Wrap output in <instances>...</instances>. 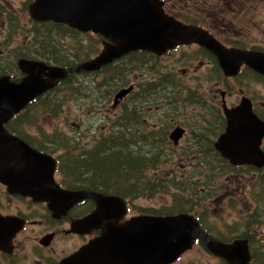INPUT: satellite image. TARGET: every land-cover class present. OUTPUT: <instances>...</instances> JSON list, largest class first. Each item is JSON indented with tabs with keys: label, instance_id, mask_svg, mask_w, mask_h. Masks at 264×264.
Returning <instances> with one entry per match:
<instances>
[{
	"label": "rangeland",
	"instance_id": "1",
	"mask_svg": "<svg viewBox=\"0 0 264 264\" xmlns=\"http://www.w3.org/2000/svg\"><path fill=\"white\" fill-rule=\"evenodd\" d=\"M32 1L0 0V12L4 11L6 13L4 16L8 20L6 23L0 18V50L4 51L3 55H0V75L8 73L7 69L12 71L17 66L14 62L15 59L9 58L7 50L21 52L23 48H27V51L38 52L37 56L40 59L44 57V60L52 62L61 60L69 63L84 57H94L100 52L103 47L100 35L79 33L64 25L55 26L51 29L52 34L50 35H43L47 32L45 24L33 23V19L29 15V4ZM204 1H197L198 7H202ZM242 2H246V0H236L237 4L234 8L238 10ZM206 3H213L215 9L218 5L217 0H208ZM251 3H264V0H251ZM222 6L228 7V1L222 0ZM198 7L194 4L191 6L192 10H200ZM8 9L11 12L6 11ZM258 12L257 19H264V7L260 8ZM231 16L234 24L229 23L226 30L222 31L227 32L231 36L230 40L235 42L239 41L242 35L236 34V36L234 31H241L246 35L250 28L248 26L249 19L241 16L239 11L236 14L229 13L228 17L231 18ZM210 20L207 19L208 22H212V18ZM260 29H252L248 40L242 36V43L247 45L256 42L260 37ZM36 36L53 41L55 45L38 48L34 45ZM173 53L177 54L175 58L165 55L159 59L151 55L149 63L152 67L148 70L143 62L148 59L149 54L144 53L143 55H134L139 60H134V65L130 60H126L108 68L105 72L91 73L86 78L88 86L82 88V85L79 84L81 90L77 93V97L75 95L72 97L74 94L72 83L67 89L57 93V98H60L59 107L54 106L52 109H46L44 106H40L34 110V104H32L31 110L27 112L25 122L18 128L24 130L23 134L28 136L34 146L43 148L45 151H53L55 155L61 157L60 160L63 162L62 154L65 150L52 142L51 137L62 136V141L73 145L77 137V132L74 129L81 125L86 131V136H84L86 142L91 137L98 138L100 130L103 131V135H108L111 130L110 121L97 119L95 108L105 105L104 109L108 110L113 101V94L120 84L127 83L126 86L134 84L136 92L130 95V99L125 100L128 105L131 100L141 101L142 106L156 103L153 110H148V108L142 110L147 112L146 115L151 114L148 116L153 115L158 116V119H166V129H168V118L174 119V121L183 120L189 132L186 139L184 138L182 146L178 148V152L171 157L173 158L172 164L168 160L167 147V151L161 154L163 161L148 172L152 179L155 174L163 177L154 179L158 183L162 180L160 184H164L166 190L153 191L149 196L141 195L132 199L130 201L132 213L137 214L141 211L164 213L199 204L197 214L211 232L228 238L238 237L242 232L248 230L250 225L252 226L250 222L247 227V214L251 210L257 211L264 204V168L258 171L235 170L228 162L223 161L217 151L213 150L212 140L214 135L221 130L219 128L215 133L213 132L218 123L222 121V114L215 101V93L217 86L222 90L227 87V84L229 88H233L236 84L237 89L242 86L241 88L249 92L259 102L264 99V78L255 79L254 77L253 79L250 74L244 71L238 81L236 79L226 81L223 73L219 70L218 63L204 49L179 48ZM93 54L95 55L92 56ZM201 62H203L202 66ZM128 63L132 65L130 72L123 69ZM171 69H174L172 73H168V70ZM141 83L144 84L141 85ZM147 86L152 87L148 93L151 100L149 102L143 101L141 95L137 93L140 89H143L142 92L148 90ZM92 89L94 90L92 91ZM217 94L221 109V96L219 93ZM235 99L236 95L234 94L227 96L228 102ZM123 103L124 101L121 102L122 110L125 106ZM107 105L109 107H106ZM112 110L110 108L108 114L110 118L114 119L119 113L120 107ZM220 127H223L222 122ZM94 130L95 133H93ZM196 134L202 136L199 152L197 151V140H194ZM82 146L76 151H81ZM60 176L62 177L61 172ZM168 177L171 178L169 184ZM64 184L67 188L69 187L66 176ZM191 193L193 196H190ZM209 202H211L210 207L207 205ZM16 209L14 202H10L6 207L8 211ZM262 213L264 214V211ZM253 228L259 230L256 231L257 235L264 236V223L254 224ZM179 264L223 263L222 260L207 253L203 247H195Z\"/></svg>",
	"mask_w": 264,
	"mask_h": 264
},
{
	"label": "water",
	"instance_id": "2",
	"mask_svg": "<svg viewBox=\"0 0 264 264\" xmlns=\"http://www.w3.org/2000/svg\"><path fill=\"white\" fill-rule=\"evenodd\" d=\"M29 14L36 21L62 22L81 31L101 34L110 41L94 58L75 67L52 66L22 58L18 65L25 77L14 81L8 75L0 76V181L11 193L47 202L54 215L66 213L77 202L92 199L96 204L94 210L73 221L72 227L107 230L67 262L81 259L84 264L103 260L126 264L125 258L131 254L140 264H168L199 238L227 264H249L252 255L248 239L237 238L230 243L214 239L188 213L141 215L118 223L127 212L124 198L95 190L63 189L54 177L56 160L9 132L6 124L70 73L99 70L134 51L160 55L178 45L196 43L218 58L226 75L237 74L243 64L264 75V52L228 48L203 28L165 14L158 0H34L29 5ZM133 87L121 89L115 95V103ZM223 110L227 126L215 143L216 149L234 165L264 167L261 149L264 121L254 113L250 100L243 97L232 108L224 104ZM183 132V128H176L171 138L177 143ZM10 222L0 216V243L14 235L15 228L10 229ZM18 225L16 228L21 223Z\"/></svg>",
	"mask_w": 264,
	"mask_h": 264
},
{
	"label": "flooded vegetation",
	"instance_id": "3",
	"mask_svg": "<svg viewBox=\"0 0 264 264\" xmlns=\"http://www.w3.org/2000/svg\"><path fill=\"white\" fill-rule=\"evenodd\" d=\"M161 3L162 10L170 17H173L174 19L181 21L185 24L192 25V26H198L203 28L205 31L210 33L212 36H214L220 43L225 45L228 48H238V49H245V50H255V51H261L264 52V19H257L259 16V9L264 7V3H251V0H246V2L240 3V8L237 10L235 9L236 0H227L228 1V7L222 6V0H217L218 5L217 8H214L213 3L207 4L206 2L208 0L204 1V4L202 7H198L197 1L200 0H158ZM194 4V6L198 7L200 10H192L191 6ZM228 9V10H226ZM8 12H11L10 9L6 10ZM240 12L241 16L248 17L249 23L248 26H250L248 33L245 35L244 32L241 31H234V34H239L245 37V39L248 40V37L252 34V29H260V37L259 39L252 43V44H243L242 43V36L240 37L239 41L232 42L230 39L231 36L227 34V32L222 31L226 30V27L229 25V23L234 24L232 16L231 18L228 17L229 13L236 14L237 12ZM6 13L4 11L0 12V18L4 20L6 23L8 22L7 18L4 16ZM212 18V22H208ZM211 21V20H210ZM214 21V22H213ZM46 21H34L33 23H42ZM49 22V21H48ZM55 24L64 25L67 28L72 29V31H77L79 33H85V34H95L101 36L102 44H105L106 42L110 43L109 39L102 36L101 34L93 33L91 31H80L78 29L69 27L68 25L61 23V22H53ZM215 23V24H214ZM211 24V27H210ZM237 30V29H236ZM225 38H224V37ZM237 36V35H236ZM232 42V43H229ZM249 43V42H248ZM34 45L38 48L44 47V39L37 37L34 40ZM43 45V46H42ZM179 48L184 49H204L206 52L208 51L205 47L200 46L196 43H191L188 45H180L177 46L175 49L170 50L162 55L153 54L154 57L162 59L161 57H164L165 55H169L172 58H175L177 54H174V50L176 51ZM40 51V50H38ZM9 55V58L15 59L14 62H16V67L14 69H7L6 75H11L12 79L14 81H20L23 77L26 76L24 72L19 68L18 61L22 58L29 59V60H41L40 57L37 56L39 54L38 52H30L27 51V48H23L21 52L18 51H6ZM4 51L0 50V55H3ZM100 53V52H99ZM98 53V54H99ZM126 56V55H124ZM122 56L119 59L113 60L111 63L102 66L99 70L90 71L91 73L94 72H105L108 68L115 66L114 64L122 60L124 58ZM214 56V55H213ZM215 61L218 63L219 70L223 73L224 79L228 81V79H236V81L239 80V77L244 73V71L247 72V74H250L251 77L254 79L258 78H264V75L256 72L251 67L246 66L245 64L241 65L239 71L235 75H226L223 71L222 67L220 66V63L218 61V58L216 56ZM92 58V57H90ZM46 62V61H45ZM48 65L52 66H58L55 64H52L51 62H46ZM8 65V62H7ZM110 65V66H109ZM112 65V66H111ZM200 65H203V62L200 63ZM69 68V67H68ZM189 69V68H187ZM174 69L168 70V73H172ZM14 73H17V75H14ZM79 74H82L79 73ZM134 85V84H133ZM129 86H120L117 88V90L113 94V104L112 108L113 111L116 107H118L121 103V101L124 99L121 98L115 103V95L123 88H127ZM236 84L233 88H229L228 84L226 88H218L216 87L217 91L215 93V101L217 102V107L222 114V121H220L215 127V133L217 130H220L218 133L214 135L213 139V150L217 151L219 154L220 152L216 149L215 143L217 139L220 137L222 133L226 130L227 126V119L224 114L223 105L226 104L227 107L232 108L240 104L243 97H246L250 100L252 104V110L254 113L258 115L259 118H261L264 121V99L257 102L253 96L249 94L245 89L241 88L240 86L238 89L236 88ZM135 88V85H134ZM132 92V90L130 91ZM130 92L128 94H130ZM220 94V103H221V109L219 105V99L218 94ZM127 94V95H128ZM236 95V99L232 100L230 102L227 101V96H233ZM126 95V97H127ZM140 107H138L139 109ZM142 110V109H139ZM141 117L139 119H136L134 122L138 124V128L136 129L138 132H141L143 130H146V134L151 131H154L158 127H162L159 122H157L158 116H148L146 114L140 115ZM223 124V127H220V124ZM11 128H10V127ZM12 126L16 127L17 123L8 122L7 127L8 129H12ZM176 128H183L184 132L182 137L178 140L176 143L172 138L171 134ZM13 130V129H12ZM168 155H175L176 152H178V148L182 146V143L184 141V138L186 139V136L188 134V127L185 125L183 120H175L171 118H168ZM201 136L196 134L195 137ZM21 138H24L23 136H20ZM25 139V138H24ZM28 143H30V140L25 139ZM32 143V141H31ZM30 143V144H31ZM34 146V144H31ZM36 147V146H34ZM37 148V147H36ZM261 149L264 151V138L262 140ZM49 153V152H47ZM221 155V154H220ZM56 157L57 162V169L60 167V158L57 155H54ZM222 156V155H221ZM183 159V157H181ZM226 159V158H225ZM228 163L235 169H249L251 167H255L258 169V167L251 165V164H243V165H232L229 160H227ZM170 164L173 163V158L170 159ZM55 177L59 183L64 184L62 177L60 176V171H56ZM67 188V186H65ZM10 202L16 203V210H6V207L10 204ZM219 202V201H218ZM199 205V204H198ZM197 206H190V207H184V208H178L176 210L167 211L164 213L159 212H145L141 211L137 214H133L132 210L130 208V203H128V210L124 217L118 221V223H125L127 220H129L132 217L141 216V215H153V216H171V215H178L182 213H188L189 215L193 216L199 226L206 230L214 239H217L219 241L230 243L234 239L241 238L246 239L243 237H235V238H228L224 236H220L217 234H214L209 230L208 227H206L203 222L200 220V216L197 214L198 209ZM208 207H210L211 202L207 204ZM96 207L95 202L92 199H86L80 202L75 203L70 209L66 211V213L61 215H54V212L49 208L48 203L45 201H40L34 199L32 196L29 195H23L21 193H11L7 187L0 182V216L7 218L8 220L12 221L11 227L14 229V235L11 238H7L6 242L0 243V264H84V261L81 259H73L71 261L67 262V259L78 253L84 246L88 245L93 240L100 239L101 236L107 231L103 227H92V228H85L80 229L76 227L77 229H74L72 227V223L75 220L81 219L88 214H90L94 208ZM19 221V222H18ZM18 223H21L20 227ZM202 248L206 249L207 253L212 254L215 258L222 260L223 264H227L226 260L223 259L221 256L215 255L209 248L207 247L206 243L202 241L199 238H196L194 242L192 243L191 247L181 253L177 259L171 263L168 264H179L189 253L193 248ZM121 254V253H120ZM123 255V254H121ZM132 258V259H129ZM127 260L126 264H140L141 261L136 257H131V254H129L126 258ZM89 261V260H88ZM93 261V260H92ZM91 261V262H92ZM129 261V262H128ZM104 262V263H101ZM113 261L109 260H103L100 262H94L97 264H109ZM89 264V263H85ZM114 264V263H111Z\"/></svg>",
	"mask_w": 264,
	"mask_h": 264
},
{
	"label": "trees",
	"instance_id": "4",
	"mask_svg": "<svg viewBox=\"0 0 264 264\" xmlns=\"http://www.w3.org/2000/svg\"><path fill=\"white\" fill-rule=\"evenodd\" d=\"M45 24L47 32L43 35L52 34L51 29H53L58 24L52 22H42ZM49 24V25H46ZM69 29V28H68ZM47 33V34H46ZM51 43L55 45L53 41H49L44 38V44ZM46 44L45 47H53L49 44ZM144 53H148V59L143 62L146 70L150 69L152 66L149 63L150 56H154L153 53L145 52V51H136L131 52L124 56L122 60L117 61L114 65L119 64L121 61L130 60L134 65V60H137L134 55H143ZM96 54V53H95ZM93 54L92 56H94ZM207 54L215 59L212 53L207 51ZM89 57H84L78 59L73 63L58 61L52 62L49 60H44L41 56V60L46 62H51L52 64L61 66V67H72L77 66L78 64L90 59ZM139 61V60H137ZM110 66V65H109ZM112 66V65H111ZM132 65L129 63L127 66H124V71L130 72L132 70ZM126 67V68H125ZM129 67V68H128ZM70 73L68 77L60 81V83L51 90H48L42 96H40L36 102L34 101V110L39 108L40 106H44L46 109L52 107H59L60 98H57V93H59L63 89H67L68 86L72 83V90L74 94L72 97H77V93L85 86H88L87 77L91 74V72L82 71ZM79 75V76H77ZM76 76V77H75ZM80 81H82L80 83ZM144 83H141V85ZM120 85V86H126ZM133 85V84H131ZM140 85V86H141ZM130 86V85H129ZM134 86V85H133ZM148 90L142 92L143 89L137 91L138 94L141 95L143 101H151L148 93L152 90V87L147 86ZM168 89V88H166ZM94 89H92L93 91ZM87 92V91H86ZM135 93V88L130 92V94L125 96L121 101L125 104L124 109H121V103L119 105L120 111L117 116L112 119L110 118L108 111L112 108L113 101L108 110L104 109L105 105L95 108L96 118L100 120L107 119L110 121L111 130L108 135H103V131H99V137L94 139L90 138L88 142L84 141V136H86V131L83 129V125L79 128H75L74 130L77 132V137L74 140V144H66V142L62 141L63 137L53 138L52 142H54L58 147L63 148L64 154L62 157L64 161L61 162L59 171L62 174V180L64 183L65 176L67 178L68 188L69 189H91L101 191L106 194H115L121 197L126 198L129 202L132 199L137 198L141 195H150L151 192H161V190H166V186L164 184H160L162 182L155 181L154 178L161 179L163 177L155 174L152 179L149 177L148 172L153 170L157 164H160L163 161L162 153L167 151L168 147V130L165 126L166 119L159 118L157 122L161 124L162 127H158L154 131L148 132L146 134V130L138 132L136 129L138 128V124L134 121L139 119L142 114H147L143 110L148 108V110H153V108L157 105L156 103H152L150 105L142 106L141 101L139 100H131L130 105L126 103V99H130V95ZM112 93V91H111ZM156 93V91H153ZM101 103H104L101 99H98ZM141 102V103H140ZM141 106V107H140ZM138 107H140L138 109ZM117 108V107H116ZM115 108V109H116ZM31 110V107L23 110V112L19 113L12 122H16L17 126H12L13 132L20 136H23L25 139H28V136L23 134L24 130L18 128L21 124L25 122V119L28 115V111ZM104 110H106L104 112ZM113 111V110H112ZM32 112V111H31ZM30 112V113H31ZM154 113V112H153ZM152 113V114H153ZM151 115V114H148ZM10 127V126H9ZM119 127V128H118ZM11 128V127H10ZM11 129V130H12ZM96 131L94 130L93 133ZM197 151H200V146L202 143V136H197ZM213 141V140H212ZM31 143V141H29ZM33 144V143H31ZM82 150L77 152L76 150L81 146ZM66 146V149H65ZM38 148V147H37ZM41 151L54 153L53 151H45L43 148H38ZM197 153V152H196ZM219 154V153H218ZM220 155V154H219ZM221 156V155H220ZM60 157V156H59ZM172 155H168V160H170ZM222 157V156H221ZM61 159V158H60ZM223 161L228 162L226 159L222 157ZM233 168V167H232ZM235 169V168H233ZM237 170V169H235ZM249 171H258L261 169H257L255 167H251L247 169ZM251 173V172H250ZM65 175V176H64ZM176 176V175H175ZM168 177V184L170 182ZM264 184V181H263ZM65 185V184H64ZM264 189V185H263ZM190 196H193L192 193ZM264 208V204L261 205ZM257 209V211L251 210L247 214L246 224L249 226L250 222L252 226H249V229L242 232L240 236L248 239L250 249H251V261L249 264H264V236L257 235L256 231L253 228L254 224L261 225L264 223V211L263 208ZM253 219V221H252Z\"/></svg>",
	"mask_w": 264,
	"mask_h": 264
},
{
	"label": "bare ground",
	"instance_id": "5",
	"mask_svg": "<svg viewBox=\"0 0 264 264\" xmlns=\"http://www.w3.org/2000/svg\"><path fill=\"white\" fill-rule=\"evenodd\" d=\"M47 43H48V42H47ZM47 43H46V44H47ZM46 44H44V47H45ZM48 44H49V43H48ZM49 45H50V46H54V45H52L51 43H50ZM42 46H43V45H42ZM52 49H53V48H52ZM45 52H46V51H45ZM54 53H55V52H54ZM59 53H60V52H59ZM67 56H68V55H67ZM54 58H55V57H54ZM118 80H119V79H118ZM87 85H88V84H87ZM120 85H121V84H120ZM112 86H113V85H112ZM118 128H119V127H118ZM60 161H61V160H60ZM0 182H1V181H0ZM1 183H2V182H1ZM261 204H262V203H261Z\"/></svg>",
	"mask_w": 264,
	"mask_h": 264
}]
</instances>
